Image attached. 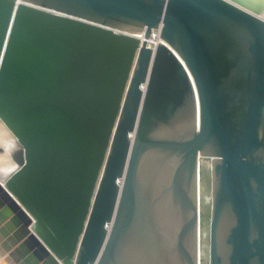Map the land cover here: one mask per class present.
I'll use <instances>...</instances> for the list:
<instances>
[{
  "label": "water",
  "instance_id": "1",
  "mask_svg": "<svg viewBox=\"0 0 264 264\" xmlns=\"http://www.w3.org/2000/svg\"><path fill=\"white\" fill-rule=\"evenodd\" d=\"M0 121V264H198L201 159L208 264H264V0H0Z\"/></svg>",
  "mask_w": 264,
  "mask_h": 264
},
{
  "label": "rangeland",
  "instance_id": "2",
  "mask_svg": "<svg viewBox=\"0 0 264 264\" xmlns=\"http://www.w3.org/2000/svg\"><path fill=\"white\" fill-rule=\"evenodd\" d=\"M4 125L0 121V127ZM2 127V128H3ZM5 128V127H4ZM19 150H15L12 155H10L11 165L17 168L16 158L19 156ZM3 156V155H0ZM199 185H200V215H201V225L203 227V243H202V254H203V264H208V249H209V221H210V210H211V170H210V160L201 159L199 164ZM14 169V170H15ZM13 170V171H14ZM12 171V172H13ZM10 172L8 176L12 173Z\"/></svg>",
  "mask_w": 264,
  "mask_h": 264
},
{
  "label": "bare ground",
  "instance_id": "3",
  "mask_svg": "<svg viewBox=\"0 0 264 264\" xmlns=\"http://www.w3.org/2000/svg\"><path fill=\"white\" fill-rule=\"evenodd\" d=\"M3 127V126H2ZM0 127V145L4 149L3 156H0V179H6L8 177V174L12 172L15 167H13L12 162L10 160V155L17 149L19 150V156L16 158V164L17 160L22 156V150L18 143L16 142V139L9 133V131L6 128ZM200 166V165H199ZM17 169V168H16ZM15 169V170H16ZM14 170V171H15ZM13 171V172H14ZM200 169L198 171V214H199V222H198V264H203V250H202V243H203V227L201 225V215H200V206H201V199H200V185H199V175Z\"/></svg>",
  "mask_w": 264,
  "mask_h": 264
},
{
  "label": "built area",
  "instance_id": "4",
  "mask_svg": "<svg viewBox=\"0 0 264 264\" xmlns=\"http://www.w3.org/2000/svg\"><path fill=\"white\" fill-rule=\"evenodd\" d=\"M137 38H139V40L143 39V34H139V36L137 35ZM158 42V32L157 31H152L150 38L147 40V45L149 47H153L156 45V43Z\"/></svg>",
  "mask_w": 264,
  "mask_h": 264
}]
</instances>
